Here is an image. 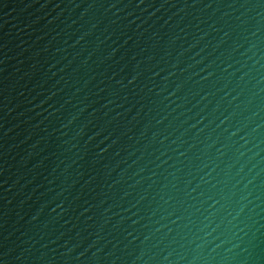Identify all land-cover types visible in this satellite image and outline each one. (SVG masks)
<instances>
[{
	"label": "water",
	"instance_id": "1",
	"mask_svg": "<svg viewBox=\"0 0 264 264\" xmlns=\"http://www.w3.org/2000/svg\"><path fill=\"white\" fill-rule=\"evenodd\" d=\"M0 264H264V0H0Z\"/></svg>",
	"mask_w": 264,
	"mask_h": 264
}]
</instances>
